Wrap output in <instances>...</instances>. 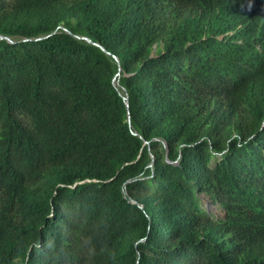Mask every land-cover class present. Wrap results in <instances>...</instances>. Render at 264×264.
Listing matches in <instances>:
<instances>
[{
	"label": "trees",
	"instance_id": "trees-1",
	"mask_svg": "<svg viewBox=\"0 0 264 264\" xmlns=\"http://www.w3.org/2000/svg\"><path fill=\"white\" fill-rule=\"evenodd\" d=\"M0 37V264H264V0H0Z\"/></svg>",
	"mask_w": 264,
	"mask_h": 264
},
{
	"label": "rangeland",
	"instance_id": "rangeland-1",
	"mask_svg": "<svg viewBox=\"0 0 264 264\" xmlns=\"http://www.w3.org/2000/svg\"><path fill=\"white\" fill-rule=\"evenodd\" d=\"M202 204L204 207L208 206L209 212H212V213L216 214L217 216L222 215L221 210L218 208L217 204H214V203L208 201L207 199L202 201Z\"/></svg>",
	"mask_w": 264,
	"mask_h": 264
},
{
	"label": "water",
	"instance_id": "water-1",
	"mask_svg": "<svg viewBox=\"0 0 264 264\" xmlns=\"http://www.w3.org/2000/svg\"><path fill=\"white\" fill-rule=\"evenodd\" d=\"M0 38H5L8 42H10V43H12V40H10L9 38H7V37H0ZM86 40H87V42H89L90 43V40H88L87 38H85ZM104 50V49H103ZM123 100H124V102H125V105H126V107H128V100H127V97L126 96H124L123 97ZM129 123H130V120H129ZM133 134L134 135H136V133L135 132H133ZM204 200H206V198H202V201H204ZM206 208V210L209 212V208H208V206H206L205 207Z\"/></svg>",
	"mask_w": 264,
	"mask_h": 264
}]
</instances>
